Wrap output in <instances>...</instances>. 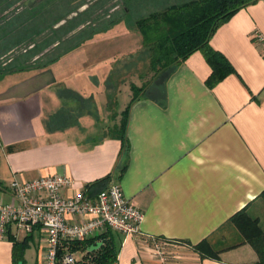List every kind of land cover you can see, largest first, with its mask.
<instances>
[{"label":"crops","instance_id":"crops-1","mask_svg":"<svg viewBox=\"0 0 264 264\" xmlns=\"http://www.w3.org/2000/svg\"><path fill=\"white\" fill-rule=\"evenodd\" d=\"M115 23L52 64L0 73V200H13L14 179L63 174L73 180L65 195H91L111 175L145 214L139 233L109 229L119 264H162L149 236L176 240L182 264H264L250 243L229 247L243 239L230 222L239 211L264 229V46L253 36L264 34V0L211 37L232 66L212 85L202 50L154 77L140 30L116 36ZM125 111L124 144L111 129ZM45 235L36 226L0 240V264H46ZM204 240L218 257L192 246Z\"/></svg>","mask_w":264,"mask_h":264},{"label":"built area","instance_id":"built-area-1","mask_svg":"<svg viewBox=\"0 0 264 264\" xmlns=\"http://www.w3.org/2000/svg\"><path fill=\"white\" fill-rule=\"evenodd\" d=\"M253 36L264 46L260 30H254ZM72 182L63 174L12 180L13 200H0V240L8 236L16 239L21 230L31 233L40 226L46 234V264H80L85 261V253L72 249L74 243L108 229L126 237L142 231L145 214L123 193L120 183L111 182L91 195L88 188L65 195V188ZM148 239L162 264L183 263L181 256H176L177 241L156 236ZM111 264H119L118 259Z\"/></svg>","mask_w":264,"mask_h":264},{"label":"trees","instance_id":"trees-1","mask_svg":"<svg viewBox=\"0 0 264 264\" xmlns=\"http://www.w3.org/2000/svg\"><path fill=\"white\" fill-rule=\"evenodd\" d=\"M257 1L259 0H190L170 4L161 10L153 11L138 19L136 22L137 28L142 33L145 45L150 49L151 70L154 77L162 72L172 70L193 52L202 50L213 69L209 82L211 85L217 83L229 74L232 66L221 52L211 47V37L217 28L235 12ZM87 23L88 25L93 23L92 19L88 20ZM112 23H115V21L110 22V24ZM81 29L83 28L80 27ZM80 30H77V32ZM83 42L84 40L81 39L79 43L75 44L76 46L73 45L66 51H72L73 48ZM61 55L47 63L32 65L37 67L47 66ZM132 87L134 94L139 95L141 91L145 90L144 87L146 86L138 87L133 84ZM122 115L123 118L120 124L115 125L111 131L114 136L125 144L128 117L126 111ZM111 180L112 176L107 175L95 180L91 188L95 186L99 192L106 188L112 182ZM230 222L242 234L243 239L241 242L232 244L229 247L250 243L258 254L259 261L264 262V229L261 227L259 219L248 214L246 210H241L231 218ZM108 232L109 229L106 233L73 244L72 249L85 253V261H80V264H111L117 260L119 246H117L114 236ZM98 237L101 238L99 240L102 245L96 250H90V246L98 244L99 241L96 240ZM192 246L202 257L219 256L220 251L215 249L209 240L201 241V243ZM22 249H24V246L17 249L19 257H22Z\"/></svg>","mask_w":264,"mask_h":264},{"label":"rangeland","instance_id":"rangeland-1","mask_svg":"<svg viewBox=\"0 0 264 264\" xmlns=\"http://www.w3.org/2000/svg\"><path fill=\"white\" fill-rule=\"evenodd\" d=\"M186 1L190 0H0V73L44 64L62 54L52 64L81 39L103 33L110 22L124 20L108 29L115 28L119 36L127 29L137 31V20L151 12ZM90 19L93 23L88 25ZM144 70L137 68L138 73Z\"/></svg>","mask_w":264,"mask_h":264},{"label":"water","instance_id":"water-1","mask_svg":"<svg viewBox=\"0 0 264 264\" xmlns=\"http://www.w3.org/2000/svg\"><path fill=\"white\" fill-rule=\"evenodd\" d=\"M101 245H102V242H98V244H95V245L90 246V250H96V249H98L99 246H101ZM22 262H23V261H19L18 264H23Z\"/></svg>","mask_w":264,"mask_h":264}]
</instances>
